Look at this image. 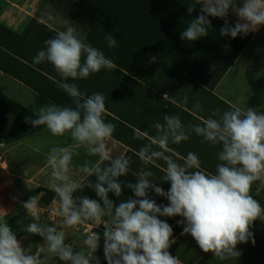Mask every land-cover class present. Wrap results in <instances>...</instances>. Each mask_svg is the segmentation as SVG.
<instances>
[{
  "label": "clouds",
  "instance_id": "obj_1",
  "mask_svg": "<svg viewBox=\"0 0 264 264\" xmlns=\"http://www.w3.org/2000/svg\"><path fill=\"white\" fill-rule=\"evenodd\" d=\"M195 2L200 5V14L190 19L180 32L182 41L195 42L208 36L209 17L222 19L224 25L219 34L232 39L255 33L264 26V0ZM196 6H187L189 16ZM230 13L237 18L234 24L228 19ZM105 39L109 48L117 46L111 34ZM44 44L33 62L52 64L62 78L57 81L58 86L70 98L71 106L47 103L34 112L36 118L26 116L24 122L33 127L44 126L53 136L71 141L51 147L46 157L51 168L49 184L55 192L57 215L63 225L72 229L85 222L95 227L103 224L107 264H182L169 251L176 243L173 228L160 217H181L177 221L183 229L181 235L190 234L204 253L211 252L221 261L239 258L238 244L250 240L255 244L254 222H264V206L253 195L254 185L256 196L264 191V112L251 107L246 110L234 107L223 113L216 109L201 123L187 126L178 115H165L163 123L152 125L155 135L138 133L136 137L148 141L137 153L142 165L160 167L157 161L164 162L161 182L152 179L151 168L141 167L135 174V183H124L121 177L128 175L131 161L125 155L110 154L108 142L116 125L105 120V96L99 92L86 95L75 83L68 82L87 79L102 69L111 70L115 67L113 61L85 42L77 27L68 21L64 22L63 30L56 31ZM156 61L157 57L152 55L149 63ZM163 99L168 100L169 95L165 93ZM183 103H187V97ZM193 107L199 110V102ZM193 133L202 142L219 147L214 173L202 168L198 154L188 152L182 157L170 148L189 140ZM81 145H86L90 154L98 155L99 159L95 167L87 163L81 167L87 177L77 182L71 178L70 165L74 150ZM27 174L25 169V177ZM92 176L96 177L95 183L89 179ZM164 182L170 183L168 191L161 186ZM85 187L92 189L99 199L74 195ZM124 187L134 197L119 203L109 199V193L121 197ZM150 190L165 197L168 204H157L149 197ZM38 207L37 196L22 203L32 221L24 226L23 232L43 238V243L35 246V253L31 247L26 249L22 245L4 220L7 212H0V264H43L49 254L63 264H99L93 255L100 246L98 233L92 230L83 241L84 248L76 250V241L66 243L65 231L41 222Z\"/></svg>",
  "mask_w": 264,
  "mask_h": 264
},
{
  "label": "rangeland",
  "instance_id": "obj_2",
  "mask_svg": "<svg viewBox=\"0 0 264 264\" xmlns=\"http://www.w3.org/2000/svg\"><path fill=\"white\" fill-rule=\"evenodd\" d=\"M158 1L159 4L156 8L155 4L148 0V9L146 8L147 10L144 13L141 12V14H146V18L143 17L144 20H134L132 17L133 14L137 16L136 13H133L129 20L128 15L131 9L141 4L139 0H42L39 17L47 25L38 20H33L26 34L23 36L13 34L19 39L17 41L21 42L19 51H16L25 59H23L24 61L14 59L12 63L7 62L6 66L8 68L3 66L10 74L15 75L36 92L44 94L60 106H71V100L67 97V94L65 92L58 93L57 81L62 78L55 71L52 64L49 62L34 64L33 58L45 47V40L52 38L56 31L63 30L65 21L77 27L85 42L91 43L94 47L103 51L105 56L113 61L115 67L111 70L102 69L98 73L91 74L87 79L75 80L74 82L90 92L86 95L99 92L105 96L107 109L105 120L116 125L113 138L129 148L125 156L130 158L131 165L128 175L121 177L124 183H135V174L141 167L151 168L154 172L152 179L157 183L161 182L163 176V174L157 175L158 168L156 166L141 164L137 153L142 145L129 136V133H135L136 135L138 133L125 124L127 112L130 111V107L127 108L126 106L127 87L134 83L141 86L140 81L155 86L156 76L160 75L164 78L166 88L169 90H172L174 82L177 81L178 83L180 80V83H184L186 88L191 86L192 89L207 92V89H211L221 76L222 69L232 59L233 55L227 53L228 47H231L232 38L223 37L222 40L225 43L222 40V42L216 43V50H211L206 57H198V60L195 49L199 43L180 39V32L189 24L187 18L182 17L177 9L167 3V0ZM192 1L195 0H179L178 2L183 3L180 4V7L186 8L184 3H192ZM49 17L52 19H49ZM218 19L214 17L211 19L213 23L211 26L214 27V30L223 25L218 23ZM130 26L133 32L137 30L140 33L142 28L147 30L149 39L143 38V40L149 41L151 45H155L159 50L166 51V56L157 57L155 63H149L152 56L150 51L143 47V44L140 43L141 40L133 39ZM5 32L0 33L1 38L4 37ZM214 33L211 32L208 35V37L211 36L210 41L213 40L211 41L213 45L217 42V36L215 37ZM108 34L116 39V47L109 48L107 46L105 37ZM23 42L29 43L30 46H26ZM2 53L3 51L0 50V54ZM212 68L214 70H210ZM47 75L52 77L53 80L49 79ZM178 76L183 80L179 79ZM175 85L178 87V84ZM4 121V117L0 115V125L4 124ZM20 127H11L6 132L2 131V127H0V141H4L3 138L9 141L15 140L25 131ZM42 128L44 126H31L30 130ZM157 164L164 166L163 161H157ZM161 186L165 191L170 189V183L164 182ZM255 187L254 185L253 195L264 206V196L261 194L256 196ZM38 195L40 196L38 212L41 222L53 224L58 230L65 231L68 234L66 243L76 241L74 244L76 250L84 248L83 241L92 230L98 233L101 237L100 246L93 255L99 259V264H107L103 252L104 225L101 224L95 227L90 222H85L83 225L69 229L62 224L61 218L57 215V198L46 204L42 201L45 195L43 193H38ZM129 197H134V194L127 187L123 188L122 195L119 198L113 193H109V199L116 203ZM149 197L155 199L157 204H168L165 197L157 196L154 191H149ZM23 212L22 224H18L19 220L10 216L4 217V220L17 233V238L22 245L26 249L31 247L32 252L35 253V246L42 244L43 238L23 232L24 226L32 222L31 218L27 216L26 210H23ZM160 219L165 220L173 228V238L176 243L171 246L169 251L173 256H178L182 264H264V245L259 244L261 235L255 225L256 221L252 228L255 244L253 245L251 240L246 244H238L237 248L241 252L240 257L221 261L215 258L211 252L204 253L190 234L181 235L182 226L177 224V221L182 219L181 217H160ZM85 251L87 250L85 249ZM43 264H63V262L49 254Z\"/></svg>",
  "mask_w": 264,
  "mask_h": 264
},
{
  "label": "crops",
  "instance_id": "obj_3",
  "mask_svg": "<svg viewBox=\"0 0 264 264\" xmlns=\"http://www.w3.org/2000/svg\"><path fill=\"white\" fill-rule=\"evenodd\" d=\"M41 3L42 0H0V33L7 31L4 37H0V50L3 51L0 54V115L5 120L0 127L4 132L11 127L21 126L20 128L25 129L24 136L19 140L9 141L3 138L4 141H0V145H3L0 147V212L5 210L7 213L4 217H14L19 221L24 216L23 202L31 196H37L39 200L40 196L36 194L38 189L53 191L49 184L51 168L46 159L50 148L65 142L71 143L65 137L53 136L46 127L30 130L31 125L26 124L24 118H36L34 112L38 107L55 102L36 92L3 67L8 68L6 63H12L14 59L24 61L25 58L17 52L21 42L17 41L19 39L16 36L26 34L31 21L38 20L47 25L39 17ZM228 19L235 23L237 18L230 13ZM23 43L30 46L29 43ZM47 77L53 80L52 77ZM178 78L182 79L180 76ZM156 80L155 86L140 81L141 86L134 83L126 89V106L130 107V111L127 112L125 124L136 133H147L149 137L155 135L152 125L155 122L163 123L165 115H178L187 126L201 123L202 119L211 116L216 109L223 113L234 107L245 110L251 107L264 112V26L253 33L250 43L207 92L192 89L191 86L186 88L180 80L178 83L174 82L172 90H169L162 76L157 75ZM68 82L75 83L72 80ZM76 85L81 92L90 93L79 84ZM165 93L169 95L168 100L163 99ZM184 97H187V103H183ZM197 101L200 104L199 110L193 107ZM129 136L141 145L148 142L147 138H136L135 133H129ZM108 148L113 156L125 155L129 150L128 146L115 138L108 142ZM170 148L182 157L188 152L198 154L202 168L214 173L218 163V146L202 142L193 133L189 140L179 145H170ZM98 159V155L90 154L86 145L76 148L70 165L73 168L71 178L79 182L87 177L86 173L80 171L81 167L85 163L89 167H95ZM163 167H157V175L163 174ZM25 169L28 172L26 177Z\"/></svg>",
  "mask_w": 264,
  "mask_h": 264
},
{
  "label": "trees",
  "instance_id": "obj_4",
  "mask_svg": "<svg viewBox=\"0 0 264 264\" xmlns=\"http://www.w3.org/2000/svg\"><path fill=\"white\" fill-rule=\"evenodd\" d=\"M139 1L141 2V4L138 5L137 7L132 8L131 11L129 12V15H128L129 20L132 17L133 13L137 14V16H134L135 14H133L132 18L134 20H136V19L144 20V18H143L144 16L146 18V14H141V12L144 13L148 9V4H149L148 0H139ZM151 1H152L153 4H155V7L157 8L158 4H159V1L158 0H151ZM167 1H168L167 2L168 4L172 5V7L177 9L178 13L181 14L182 17L187 18L186 20L188 22H190V19L196 18L200 14V5L196 6V2L195 1L194 2L192 1V3H184L186 8L180 7V4H183V3L178 2L179 0H167ZM187 6H196V11H194L191 14V16H189V14L187 12ZM209 19L211 21L212 17H209ZM218 21H219L218 22L219 24H223L224 25V21L222 19H218ZM211 24H213V23L211 22ZM232 24H234V23H232ZM130 28H131V36H133V39H136L138 41L141 40L140 43L143 44V47H145L146 49H148L150 51L151 55H155L156 57H163V56L165 57L166 56V51L159 50L155 45H151L149 43V41L143 40V38H148L149 39V33L147 32V30H144L142 28V31H140V33L137 30H134V32H137V33H134L132 31V27L131 26H130ZM220 28L221 27L215 28V30H214V27H212V26L208 28V33L215 32L214 35H215V37L217 36L216 37L217 38V42H215V44H214L215 46L211 42L213 40L210 41V37L211 36H209V37L206 36V37L196 41V42L199 43V45L196 46V49H195L196 58L197 59H198V57L199 58H203L204 56L206 57L211 50L212 51L216 50V48H217L216 43H220L222 41H223V43H225L224 40H222L223 37L219 34V29ZM158 35H159V33H158ZM252 38H253V33H249L247 36H242L241 35V36H238L237 38L231 40V47H228L227 53H232L233 54L232 55V59L225 64L224 68L222 69L221 75L229 68V66H231V64L234 62V60L239 56V54L244 50V48L250 43ZM0 66H1V64H0ZM58 89H59L58 93H60V92L64 93V91L60 87ZM42 95L45 96L44 94H42ZM46 98L50 99L49 97H46ZM23 136H24V133L20 134L15 140H19ZM89 179L93 183L96 182V177L95 176H92ZM38 193H43L45 195L43 197L42 201L44 203H46V204L51 203V201L54 198H56L55 192L49 191V190H46V189H38L36 191V194H38ZM74 195H77V196L83 195V196H87V197L92 198V199H96L97 198L95 192L92 189L87 188V187H85L82 191H78ZM261 195L264 196V191L261 192ZM260 203H261V201H260ZM261 205H262V203H261ZM255 225L257 226V228L259 230V234L261 235L259 244L260 245H264V222H261L260 220H257Z\"/></svg>",
  "mask_w": 264,
  "mask_h": 264
}]
</instances>
